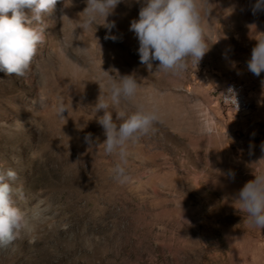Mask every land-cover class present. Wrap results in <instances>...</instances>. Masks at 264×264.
<instances>
[{
    "label": "rangeland",
    "instance_id": "374dc122",
    "mask_svg": "<svg viewBox=\"0 0 264 264\" xmlns=\"http://www.w3.org/2000/svg\"><path fill=\"white\" fill-rule=\"evenodd\" d=\"M256 2L198 0L209 49L177 78L156 72L158 61L151 71L140 62L129 29L143 0H122L107 18L115 22L110 32L103 18L80 28L85 0H58L27 74L0 71V170L18 174L22 209L43 210L34 231L0 248V264H264V229L236 201L264 174V72L248 69L264 39ZM109 75L140 83L133 100L108 101L114 121L139 104L159 116L127 145L123 183L113 174L117 153H105L103 111L95 109L109 94ZM228 81L244 85L249 114L236 116L220 102Z\"/></svg>",
    "mask_w": 264,
    "mask_h": 264
},
{
    "label": "clouds",
    "instance_id": "9594fccd",
    "mask_svg": "<svg viewBox=\"0 0 264 264\" xmlns=\"http://www.w3.org/2000/svg\"><path fill=\"white\" fill-rule=\"evenodd\" d=\"M58 0H0V71L7 75L15 74L23 77L29 71L38 47L45 39V16L50 14ZM84 19L80 28L90 29L103 18L106 29L111 31L115 22L107 18L114 12L122 0H85ZM140 3L141 0H136ZM25 9L29 10L30 15ZM253 13L264 11V0H257ZM130 31L135 33L139 41L140 62L152 69V61H158L156 72H163L173 77L182 78L188 71L189 64L198 65L208 46L204 38L202 15L198 0H143L139 18L130 23ZM113 40L115 36H106ZM248 69L259 76L264 72V39L258 40L252 49ZM140 87L135 75H125L116 81L109 75V94L98 99L96 112L103 111L97 122L104 129L106 136L103 142L105 153H117L119 162L113 169L114 178L123 183L127 179V145L136 143L141 136L146 135L152 125L158 121L157 112L148 110L144 105L136 106V111L130 115L117 112V124L112 112L108 111L110 104L119 105L121 100L131 101ZM226 100H236L231 90ZM37 103L47 107V99L43 95ZM66 108L61 104L57 114L63 118ZM85 142L91 144V134L85 136ZM234 175V174H233ZM18 174L12 170H0V248L13 244L21 233H31L35 222L41 218L42 209L39 205L28 210L22 209L18 201L26 200L22 186H17ZM236 201L239 211L248 215L249 222L264 229V174H256L238 193Z\"/></svg>",
    "mask_w": 264,
    "mask_h": 264
},
{
    "label": "built area",
    "instance_id": "2783aa9c",
    "mask_svg": "<svg viewBox=\"0 0 264 264\" xmlns=\"http://www.w3.org/2000/svg\"><path fill=\"white\" fill-rule=\"evenodd\" d=\"M229 90L235 97L237 108L234 100H226L224 97L229 95ZM219 100L223 106L227 107L236 116L247 115L252 111V103L246 95L244 85L241 83L235 81L226 82L219 94Z\"/></svg>",
    "mask_w": 264,
    "mask_h": 264
}]
</instances>
